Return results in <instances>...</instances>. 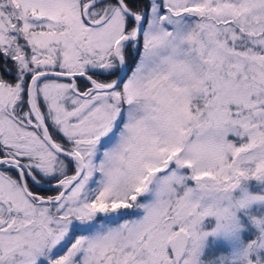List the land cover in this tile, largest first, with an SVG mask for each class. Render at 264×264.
I'll use <instances>...</instances> for the list:
<instances>
[{
    "label": "snow or ice",
    "instance_id": "snow-or-ice-1",
    "mask_svg": "<svg viewBox=\"0 0 264 264\" xmlns=\"http://www.w3.org/2000/svg\"><path fill=\"white\" fill-rule=\"evenodd\" d=\"M0 264H264V0H0Z\"/></svg>",
    "mask_w": 264,
    "mask_h": 264
}]
</instances>
